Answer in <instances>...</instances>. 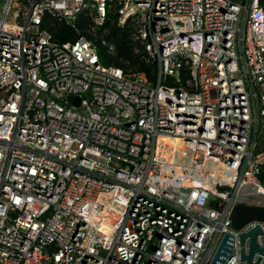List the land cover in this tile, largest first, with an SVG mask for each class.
<instances>
[{"label": "built area", "instance_id": "2783aa9c", "mask_svg": "<svg viewBox=\"0 0 264 264\" xmlns=\"http://www.w3.org/2000/svg\"><path fill=\"white\" fill-rule=\"evenodd\" d=\"M1 12L0 264H208L225 234L224 264H238V235L258 222L232 228L237 191L264 194V0H4ZM80 16L88 35L53 40ZM108 19L153 80L100 61L98 46L116 54Z\"/></svg>", "mask_w": 264, "mask_h": 264}, {"label": "water", "instance_id": "95a60500", "mask_svg": "<svg viewBox=\"0 0 264 264\" xmlns=\"http://www.w3.org/2000/svg\"><path fill=\"white\" fill-rule=\"evenodd\" d=\"M256 187L252 182L242 183L236 194L239 201L230 213L231 226L234 230H239L248 222H258L238 235V264H264V229L259 225V223L264 225V194L257 193ZM258 235L260 243L257 241ZM231 254L232 239L229 234H225L208 264H224Z\"/></svg>", "mask_w": 264, "mask_h": 264}, {"label": "trees", "instance_id": "16d2710c", "mask_svg": "<svg viewBox=\"0 0 264 264\" xmlns=\"http://www.w3.org/2000/svg\"><path fill=\"white\" fill-rule=\"evenodd\" d=\"M86 24H89V21L82 16L78 18V31H74L63 23L57 24L55 30L52 31V38L54 41L61 43L66 40H72L80 34L86 36L88 35L85 31ZM102 28H107L108 32L106 37L114 42L116 54L115 56H109L101 46H98L100 61L105 65L111 64L122 67L124 70L133 69L135 71H143L153 80L152 71L155 69V65L147 62L141 50L138 52L134 51L135 45L132 42L128 29L118 27L116 22L111 23L110 19L105 21L103 27L99 28V31ZM262 143H264L263 138L260 139V144L262 145ZM259 179L264 186V162L260 164Z\"/></svg>", "mask_w": 264, "mask_h": 264}, {"label": "rangeland", "instance_id": "374dc122", "mask_svg": "<svg viewBox=\"0 0 264 264\" xmlns=\"http://www.w3.org/2000/svg\"><path fill=\"white\" fill-rule=\"evenodd\" d=\"M3 1H4V0H0V16L2 15L1 10H2ZM111 23H112V22H111ZM130 37H131V35H130ZM263 146H264V143H263ZM209 204H211V203H209Z\"/></svg>", "mask_w": 264, "mask_h": 264}, {"label": "bare ground", "instance_id": "6f19581e", "mask_svg": "<svg viewBox=\"0 0 264 264\" xmlns=\"http://www.w3.org/2000/svg\"><path fill=\"white\" fill-rule=\"evenodd\" d=\"M170 142H172V141H170Z\"/></svg>", "mask_w": 264, "mask_h": 264}]
</instances>
